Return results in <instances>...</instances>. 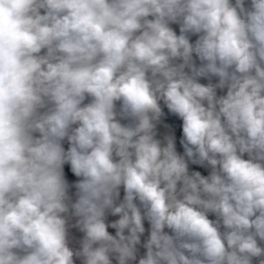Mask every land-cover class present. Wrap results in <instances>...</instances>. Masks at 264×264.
Listing matches in <instances>:
<instances>
[{"label":"clouds","instance_id":"9594fccd","mask_svg":"<svg viewBox=\"0 0 264 264\" xmlns=\"http://www.w3.org/2000/svg\"><path fill=\"white\" fill-rule=\"evenodd\" d=\"M0 264H264V0H0Z\"/></svg>","mask_w":264,"mask_h":264},{"label":"trees","instance_id":"16d2710c","mask_svg":"<svg viewBox=\"0 0 264 264\" xmlns=\"http://www.w3.org/2000/svg\"><path fill=\"white\" fill-rule=\"evenodd\" d=\"M176 123H177V125H178V124H179V121H177ZM176 134H177V136H180L181 133H180L179 128H177V132H176ZM70 179H71V177H70Z\"/></svg>","mask_w":264,"mask_h":264},{"label":"crops","instance_id":"0c3cea01","mask_svg":"<svg viewBox=\"0 0 264 264\" xmlns=\"http://www.w3.org/2000/svg\"><path fill=\"white\" fill-rule=\"evenodd\" d=\"M179 137V136H178Z\"/></svg>","mask_w":264,"mask_h":264}]
</instances>
